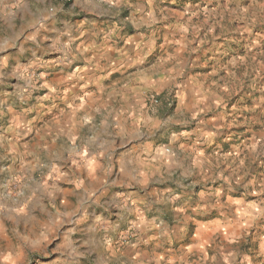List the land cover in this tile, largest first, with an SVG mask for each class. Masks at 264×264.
Listing matches in <instances>:
<instances>
[{
	"label": "rangeland",
	"instance_id": "374dc122",
	"mask_svg": "<svg viewBox=\"0 0 264 264\" xmlns=\"http://www.w3.org/2000/svg\"><path fill=\"white\" fill-rule=\"evenodd\" d=\"M0 264H264V0H0Z\"/></svg>",
	"mask_w": 264,
	"mask_h": 264
}]
</instances>
